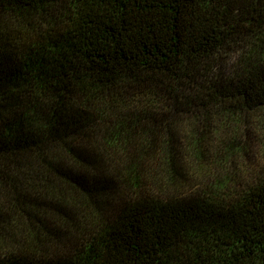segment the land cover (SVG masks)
<instances>
[{
  "label": "trees",
  "instance_id": "1",
  "mask_svg": "<svg viewBox=\"0 0 264 264\" xmlns=\"http://www.w3.org/2000/svg\"><path fill=\"white\" fill-rule=\"evenodd\" d=\"M0 264H264V0H0Z\"/></svg>",
  "mask_w": 264,
  "mask_h": 264
}]
</instances>
